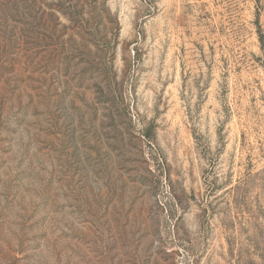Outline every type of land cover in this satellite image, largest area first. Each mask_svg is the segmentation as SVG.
<instances>
[{
  "label": "rangeland",
  "instance_id": "374dc122",
  "mask_svg": "<svg viewBox=\"0 0 264 264\" xmlns=\"http://www.w3.org/2000/svg\"><path fill=\"white\" fill-rule=\"evenodd\" d=\"M0 264H264V0H0Z\"/></svg>",
  "mask_w": 264,
  "mask_h": 264
}]
</instances>
